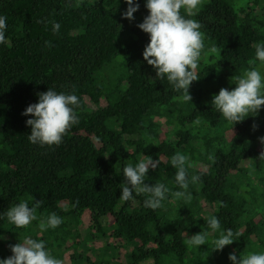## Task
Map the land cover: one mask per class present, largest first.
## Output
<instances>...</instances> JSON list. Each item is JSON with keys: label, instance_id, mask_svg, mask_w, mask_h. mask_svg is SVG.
<instances>
[{"label": "trees", "instance_id": "16d2710c", "mask_svg": "<svg viewBox=\"0 0 264 264\" xmlns=\"http://www.w3.org/2000/svg\"><path fill=\"white\" fill-rule=\"evenodd\" d=\"M134 3L129 20L126 0H0V259L26 236L64 264H232L230 253H264V107L233 127L211 106L222 87H235L233 75L252 66L264 73L254 47L264 43V0H202L187 17L202 25L205 44L188 102L143 59L149 35L137 25L148 10L146 0ZM49 88L80 98L79 122L59 145L41 147L28 139L33 117L22 113ZM177 152L190 157L189 177H201L187 189L190 201L172 195L184 191L170 164ZM145 156L160 161L146 183L170 190L156 210L143 194L119 199L123 168ZM21 201L41 202L26 228L5 215ZM53 212L63 223L41 232ZM210 215L241 233L222 251H212L219 232ZM201 231L207 244L189 246Z\"/></svg>", "mask_w": 264, "mask_h": 264}, {"label": "clouds", "instance_id": "9594fccd", "mask_svg": "<svg viewBox=\"0 0 264 264\" xmlns=\"http://www.w3.org/2000/svg\"><path fill=\"white\" fill-rule=\"evenodd\" d=\"M126 3L128 8L123 16L132 20L134 13L139 9V3H134V0H126ZM201 4L202 0H146L148 15L137 25L149 35L143 59L155 69L156 79L160 81L166 79L175 91L182 93L179 98L185 102L192 101L189 88L194 81L200 79L197 70L205 49L204 35L200 30L202 25L198 20L187 17H195ZM59 28L58 23L53 25L54 32H58ZM6 29V17L0 16V44L7 42ZM254 47L255 59L264 66V43H257ZM230 82L235 84V87L232 90L222 87L218 94L213 95L211 106L234 127L249 116H257L264 107V73L252 66L241 74L230 77ZM37 95L38 102L30 104L22 113L33 117L26 121L31 128L28 139L41 147L59 145L71 127L79 122L77 109L81 106L80 98L75 94L57 92L50 88ZM195 123L198 124L199 120ZM260 140L264 143V137ZM259 157L264 159V152H261ZM189 161L190 157L181 152L175 153L170 160L171 166L176 169L175 183L184 190L176 191L172 195L187 201L192 199L191 194L187 192L190 183L196 184L201 178L197 174L189 177L188 168L191 167ZM159 163V159L153 160L151 156H145L135 166L127 164L123 168L124 180L119 199L127 202L134 199L133 193L136 196L143 194L147 196L144 201L145 207L153 210L162 207L169 188L160 182L150 184L145 181L149 170H155ZM40 206V201H36L31 207L28 202L21 201L10 206L5 215L17 228H26L39 219L37 209ZM206 222L213 233L219 232V236L212 240V251H222L237 241L241 235L232 229L221 230L220 220L214 215L208 216ZM62 223L63 219L53 212L45 219H40L39 229L41 232L49 228L55 229ZM208 236L207 231H201L188 236L186 243L189 246L200 247L207 244ZM9 247L12 255L0 259V264H64L63 260L54 257L48 251L43 240L31 236H26L22 241L19 240ZM228 258L232 264H264V253L247 255L240 253L239 258L235 253H230Z\"/></svg>", "mask_w": 264, "mask_h": 264}, {"label": "rangeland", "instance_id": "374dc122", "mask_svg": "<svg viewBox=\"0 0 264 264\" xmlns=\"http://www.w3.org/2000/svg\"><path fill=\"white\" fill-rule=\"evenodd\" d=\"M86 103L88 105V107L92 110V111H95L96 110V106L90 101V99H86ZM105 105V103H103ZM84 221H85V225L86 226H89V223H90V216L88 214L85 215L84 217ZM14 243V242H12ZM15 244V243H14Z\"/></svg>", "mask_w": 264, "mask_h": 264}]
</instances>
